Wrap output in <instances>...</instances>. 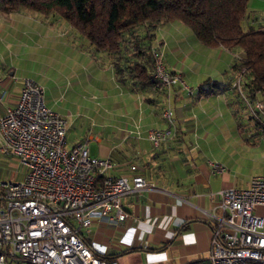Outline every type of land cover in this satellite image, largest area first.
<instances>
[{
  "label": "crops",
  "instance_id": "0c3cea01",
  "mask_svg": "<svg viewBox=\"0 0 264 264\" xmlns=\"http://www.w3.org/2000/svg\"><path fill=\"white\" fill-rule=\"evenodd\" d=\"M248 10L250 24L264 28V0H249ZM151 29V43L159 44L166 66L182 75L191 94L180 86L158 92L126 75L120 81L114 58L59 17L0 12V42L18 44L24 59L41 62L32 78L43 85L47 106L66 121L67 146L94 141L99 148L92 156L109 157L116 173L139 174L154 184L122 198L128 217L117 227L93 222L86 242L119 264H209L211 214L218 213L212 193L243 188L236 170L264 161V110L255 107L264 104V91L233 66L241 52L206 47L178 21ZM1 72L0 93L6 88L8 98L0 101V116L16 102L22 83L14 86L7 78L12 72ZM166 105L175 128L155 147L147 131L167 127L160 116ZM78 114L91 121L94 133L68 139ZM105 122L111 130L104 139L99 132ZM210 162L225 170L213 172ZM128 163L137 170H128Z\"/></svg>",
  "mask_w": 264,
  "mask_h": 264
},
{
  "label": "built area",
  "instance_id": "2783aa9c",
  "mask_svg": "<svg viewBox=\"0 0 264 264\" xmlns=\"http://www.w3.org/2000/svg\"><path fill=\"white\" fill-rule=\"evenodd\" d=\"M152 54L157 89L180 86L191 94L194 89L182 75L167 68L159 46ZM7 78L16 80L13 72ZM2 81L0 70V85ZM44 94L42 84L25 78L16 102L0 116V153L13 156L24 169L22 180L0 183V264H119L96 255L86 236L93 222L120 225L128 217L122 198L154 184L139 174L116 173L117 164L109 157L92 156L87 142L67 146L66 121L47 106ZM7 98L4 88L0 101ZM255 107L264 110L261 102ZM161 117L167 127L146 135L155 147L175 128L170 105ZM210 166L213 172L225 170L216 162ZM126 167L137 170L130 163ZM212 197L218 213L211 214L209 264H264V216L254 213L264 207V175Z\"/></svg>",
  "mask_w": 264,
  "mask_h": 264
},
{
  "label": "trees",
  "instance_id": "16d2710c",
  "mask_svg": "<svg viewBox=\"0 0 264 264\" xmlns=\"http://www.w3.org/2000/svg\"><path fill=\"white\" fill-rule=\"evenodd\" d=\"M248 1L0 0V12L23 10L63 19L96 51L114 58L120 81L126 75L158 92L164 90L157 89L152 76V50L159 44L151 43V28L178 21L206 47L241 52L233 66L246 71L249 84L264 91V28L250 24Z\"/></svg>",
  "mask_w": 264,
  "mask_h": 264
},
{
  "label": "rangeland",
  "instance_id": "374dc122",
  "mask_svg": "<svg viewBox=\"0 0 264 264\" xmlns=\"http://www.w3.org/2000/svg\"><path fill=\"white\" fill-rule=\"evenodd\" d=\"M142 28V27H140ZM23 44V43H21ZM16 45V46H15ZM6 44L5 42H0V69L3 71L4 76H7L9 72H13L16 80L13 81V85H19L20 82H22L25 78H32L33 73L36 71V69L39 68V63L41 62L33 60L24 59V52H19L18 44ZM168 68V67H167ZM170 69V68H169ZM171 70V69H170ZM175 71V70H174ZM178 72V71H176ZM93 99V98H91ZM94 100V99H93ZM62 103H65L62 101ZM164 109V108H163ZM163 109L160 112L163 111ZM88 116V115H87ZM162 118V117H161ZM67 121H70V119H67ZM77 122L78 125L73 127H70V130L68 131V139H72L74 137H83L87 132V136L94 133V125L91 124L90 120H86L85 117L77 115ZM100 132L99 137H106V134L108 131H110L111 126L107 125V122L100 124ZM87 141V144L89 146L90 152L93 155L98 154V148L99 145L94 141ZM242 167L235 172L237 183L239 185H244L246 179L249 177L256 175H264V161H258L255 164H252L250 167L245 168ZM23 171L21 165L17 164L16 160L13 156L7 155V154H1L0 153V183L8 181L10 179H15L17 181L23 179ZM247 186V185H246ZM254 213L258 215L264 216V207H257L254 209Z\"/></svg>",
  "mask_w": 264,
  "mask_h": 264
}]
</instances>
